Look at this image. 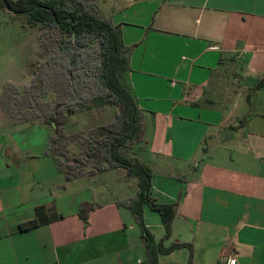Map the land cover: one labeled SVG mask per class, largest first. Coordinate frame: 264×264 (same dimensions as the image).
<instances>
[{
	"label": "crops",
	"instance_id": "0c3cea01",
	"mask_svg": "<svg viewBox=\"0 0 264 264\" xmlns=\"http://www.w3.org/2000/svg\"><path fill=\"white\" fill-rule=\"evenodd\" d=\"M114 5L145 112L134 152L154 172L151 197L178 203L164 246L192 245L159 254L160 263L229 264L234 256L235 264H264V100L256 98L264 88V0ZM1 96L0 264H147L141 229L117 204L137 188L122 192L102 178L100 194L74 195L80 178L68 181L47 154L53 128L14 122ZM84 203L95 205L87 221L79 216ZM41 207L49 223L21 231ZM144 217L159 243L161 216L145 205Z\"/></svg>",
	"mask_w": 264,
	"mask_h": 264
},
{
	"label": "trees",
	"instance_id": "16d2710c",
	"mask_svg": "<svg viewBox=\"0 0 264 264\" xmlns=\"http://www.w3.org/2000/svg\"><path fill=\"white\" fill-rule=\"evenodd\" d=\"M15 14H27L40 22L41 47L46 50L43 61L34 69L29 86L20 93L7 85L2 93L1 108L14 122L42 123L54 130L47 154L57 162L68 181L91 177L109 170L126 173L137 192L118 205L131 211L141 229L147 264H162L159 254H168L191 244L175 243L166 248L164 241L172 232L178 203L159 204L151 197L154 172L134 152L145 130V112L130 80V55L133 48L123 42L121 28L113 17L99 8L96 0H0ZM264 87V80L259 83ZM54 94L51 100L46 96ZM116 108L112 122L95 129L65 135L69 117L77 112ZM78 146L72 152L69 144ZM159 213L166 229L157 243L147 228L144 206ZM94 204L80 206L79 216L87 221ZM36 218L20 225L28 231L49 223L44 208L36 210Z\"/></svg>",
	"mask_w": 264,
	"mask_h": 264
},
{
	"label": "rangeland",
	"instance_id": "374dc122",
	"mask_svg": "<svg viewBox=\"0 0 264 264\" xmlns=\"http://www.w3.org/2000/svg\"><path fill=\"white\" fill-rule=\"evenodd\" d=\"M115 2L116 0L97 1L102 8V12L106 15H110V12L113 11ZM39 27L40 22L31 20L29 15L13 14L0 3V94L9 84L16 86L20 93H23L24 88L31 84L34 69L46 56V50L41 47L42 35ZM46 97L47 100H51L54 94L50 93ZM256 98L261 102L264 100V88ZM242 101L243 99L239 97L237 101V103L240 102L238 114L243 112L242 108L245 106H242ZM116 111L114 106L109 105L102 110L94 109L91 112H77L69 117V122L64 131L65 135L69 136L81 130L95 129L103 123L112 122L115 120ZM69 147L72 152L79 151L78 146L74 143H70ZM136 148L134 151L137 150ZM124 174L113 169L103 175L91 176L94 179H88L89 182L87 181L88 177L80 178L74 182L73 194L81 195L82 198L100 194L104 187V181H101L102 178H105L110 186H114L122 192L127 188L129 193L133 194L136 191V185L133 181H130L131 185L129 182L124 181L120 182L121 184L115 182L116 178L126 177L127 174L125 176ZM97 179L100 180L96 181ZM98 199L100 198L98 197ZM102 199L105 203L112 200L110 198Z\"/></svg>",
	"mask_w": 264,
	"mask_h": 264
},
{
	"label": "built area",
	"instance_id": "2783aa9c",
	"mask_svg": "<svg viewBox=\"0 0 264 264\" xmlns=\"http://www.w3.org/2000/svg\"><path fill=\"white\" fill-rule=\"evenodd\" d=\"M229 264H235V258L234 256H230L227 261Z\"/></svg>",
	"mask_w": 264,
	"mask_h": 264
},
{
	"label": "water",
	"instance_id": "95a60500",
	"mask_svg": "<svg viewBox=\"0 0 264 264\" xmlns=\"http://www.w3.org/2000/svg\"><path fill=\"white\" fill-rule=\"evenodd\" d=\"M5 4H6V9H7L8 11H10L11 13L15 14V13L11 10V8L9 7V5H7V3H5Z\"/></svg>",
	"mask_w": 264,
	"mask_h": 264
}]
</instances>
